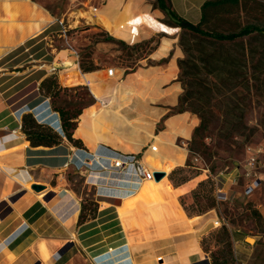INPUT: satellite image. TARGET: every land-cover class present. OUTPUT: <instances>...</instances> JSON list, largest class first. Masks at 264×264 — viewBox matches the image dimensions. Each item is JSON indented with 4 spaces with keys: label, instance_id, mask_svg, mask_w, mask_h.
Returning <instances> with one entry per match:
<instances>
[{
    "label": "crops",
    "instance_id": "crops-1",
    "mask_svg": "<svg viewBox=\"0 0 264 264\" xmlns=\"http://www.w3.org/2000/svg\"><path fill=\"white\" fill-rule=\"evenodd\" d=\"M98 1L95 17L115 22L129 7L135 16L146 21L139 20L135 25L140 37L132 42L100 22L84 21L133 44L158 32H174L179 26L169 17L170 12L198 23L206 0H164V11L157 3L153 5L156 0ZM52 10L50 0H0V264H211L200 240L212 228L216 211L189 215L174 198L189 193L201 175L173 185L165 174L154 180L159 183L160 197L136 196L128 205L124 200L135 196L147 180H140L132 166L115 170L110 182L95 183V188L108 186L110 195L96 191L95 214L81 222V197L64 183H50V172L68 167L64 163L75 146L64 136L53 146H32L21 130L20 116L32 110L39 114L50 110L46 106L50 99L41 93L39 84L53 73L60 84V80L64 84L63 76H86L83 82L74 84L87 86L94 100L81 108L73 136L81 139L89 153L100 155L102 162H109L108 151L112 150L120 156L138 155L146 164L148 156L157 155L161 161L171 162L172 167L183 166L187 158L185 144L198 122L192 113L174 110L181 91L177 80L181 51L174 36L161 37L132 67L113 62L111 75L115 69L120 75L115 81L110 74L106 76L110 67L104 65L101 57L119 55L122 49L107 40L96 41L92 58L99 67L82 72L77 51L63 33L64 23ZM163 13L175 26L159 20ZM77 17L83 19L74 14L69 21L78 20ZM53 33L58 39L64 38L68 46L56 47L50 37ZM164 42L168 44L165 51L161 50ZM86 44L89 41H84ZM119 85L125 86L128 93L127 105L123 107L114 98ZM132 92L135 94L130 101ZM172 92L175 94L171 98ZM125 118L135 126L127 125ZM150 144L156 145L155 155L151 154ZM35 182L45 188L28 191L27 184ZM166 182L177 192L166 195ZM150 195L154 192L150 191ZM168 206L174 210L172 214L167 212ZM231 234L236 260L248 264V251L257 246V237L249 244L243 230L234 227Z\"/></svg>",
    "mask_w": 264,
    "mask_h": 264
},
{
    "label": "rangeland",
    "instance_id": "rangeland-1",
    "mask_svg": "<svg viewBox=\"0 0 264 264\" xmlns=\"http://www.w3.org/2000/svg\"><path fill=\"white\" fill-rule=\"evenodd\" d=\"M153 5L155 6L156 2ZM98 6V0H50V10L53 9V14L61 17L65 29L63 33L72 48L77 51L78 66L80 63L89 66L92 59L94 65L99 67L92 58L93 44L107 36L110 37L108 41L118 45L122 50L119 55L106 59L101 55L104 65L110 67V71L109 69L105 71L106 76L112 74L113 62L132 67L157 45L161 37L174 36L176 45L181 51L179 59H183L182 67L178 66L177 80L181 85L179 96L183 97L184 111L198 118L196 126L200 124L201 119L206 123V127L193 139L191 135L185 144L187 158L183 166L172 167L171 162L161 161L159 156L154 154L156 150L151 151L155 157L148 156V164L144 162L153 171V179H150V182L159 185L158 181H154L155 171L164 172L162 176L164 177L165 174L169 175L171 170L180 167L181 170L174 173L177 180L201 175L204 183L223 185V190L218 193L213 191V194H210L207 185L194 195L190 191L174 198L183 209L185 207L191 212H205L210 209L216 211L214 220H218L220 226L215 227L214 221L211 222L212 228L200 240L203 249L214 253H219L222 249L226 251L221 225L234 223L246 234L247 243L253 244L254 237H257V246L252 252L248 251L250 253L248 264H264V35L244 36L234 42L219 45L206 36L185 32L178 27L170 34L158 32L140 42L128 44L112 36L99 25L84 21L100 22L115 35L132 42L140 37L135 25L139 20L144 19L135 16L131 8L125 7L119 14L118 20L107 22L99 16L95 17L94 9ZM62 9L66 12H61ZM74 14L82 15L83 19L77 17L78 20L70 22L69 18ZM159 20L168 26H175L165 13L159 17ZM76 23L78 25L76 27L69 26ZM246 24L264 26V0H247L233 11L209 15L201 27L206 30L227 32ZM55 35L56 33H53L50 37L56 47L68 46L64 38L58 39ZM84 41H89V44L84 45ZM166 43L161 46V50H166L168 46ZM85 77L79 73H74L67 79L63 76V81L68 85L62 84L60 80L63 88L53 98L54 105L75 110L90 104L94 98L88 87L74 84L83 82ZM111 77L115 81L119 80L120 75L116 69ZM127 94L125 86L116 87L114 98L122 107L127 105ZM134 94L131 93L130 101ZM174 94L172 92L169 97H174ZM122 107L118 106V110L122 111ZM42 113L43 120H48L49 124L62 134L60 122L53 116L52 110H44ZM118 114L124 118L122 114ZM124 120L127 125L135 126L130 120L126 118ZM152 137L157 139V136L152 135ZM153 144H157V141H153ZM82 153L80 151L75 160L69 162L64 170L50 172V183H64L66 188L80 196L82 216L85 218L95 214L96 191L106 195H110L111 192L108 186L98 185L99 187L95 188V183L106 180L110 182L116 169L102 161L85 164L82 161ZM101 164L107 165V169H103ZM248 184H251L253 190L247 194L244 188ZM26 189L33 191L29 185ZM151 196L154 195L148 197ZM213 200L215 206L211 207ZM153 202L152 200L150 205ZM166 210L171 214L174 211L170 206ZM254 210L260 216L256 215ZM225 258L230 259L227 254ZM228 264H239V261L230 260Z\"/></svg>",
    "mask_w": 264,
    "mask_h": 264
},
{
    "label": "trees",
    "instance_id": "trees-1",
    "mask_svg": "<svg viewBox=\"0 0 264 264\" xmlns=\"http://www.w3.org/2000/svg\"><path fill=\"white\" fill-rule=\"evenodd\" d=\"M246 1L247 0H206L202 6L201 19L196 24L191 23L188 20L177 16L172 12L170 13L176 19V25L179 26L183 31L206 36L210 38L213 42L218 43L219 45H223L224 43H227V42H234L236 39L244 37V36L264 35V26L258 25V24H246L236 30L227 31V32L216 31V30H206L201 27L209 15H215L217 13L233 11L236 7H239L242 3H245ZM156 3L161 10L163 11L165 10L166 5L164 3V0H156ZM109 39L110 37L107 36L103 40L108 41ZM91 62L92 63L89 66H83L80 63L79 68L81 69V71L86 72V71L96 69L97 66L94 65L92 59H91ZM182 62H183V59L178 60V66L180 68L182 67ZM61 88H63V86L59 83L58 76L54 73L44 78L39 84V89L41 93L44 96L51 99L50 105H49V102H47L46 106H50V111L52 110L53 116L59 120L60 122L59 126L62 130V134H60L51 124H49L48 120L46 119L43 120V113L39 114L37 110L23 112L21 114L20 116L21 130L24 132V134L26 135V138L29 140L32 146H37V145L53 146V145L60 143L62 136H64L68 140L69 143L75 146V151L70 157V162L75 160V157L80 153V151L83 152L82 153L83 154L82 161H83L85 157H91V153H89L85 149L80 138H76L73 136V131L76 127L77 119L81 112V109L69 110L63 106L54 105L53 98H55L59 94V91ZM174 110L178 112L185 110L183 106V97L181 95L178 98V104L174 108ZM205 127H206V123L203 119H201L200 124L196 126L193 130L192 139L198 134V132L201 129ZM108 155L111 157L120 156L117 153H114L112 150L110 152L108 151ZM121 156L126 157L125 155H121ZM177 170H181V168L179 167V168H175L171 170V172L168 175L173 185H176V184H179V183H182L188 180V178H181L177 180L174 176V173ZM209 180L210 178L207 181L209 182ZM204 182L205 181L201 180L197 183V186L191 190L192 195H194L199 189H203L207 185L209 186L208 192L210 194H213L215 183H204ZM214 206H215V203L213 200L211 207H214ZM184 209L186 213L189 215L200 214L204 212V211L191 212L185 207ZM254 213L260 216L259 213L255 210H254ZM83 219L84 217L82 216V208H81L78 221L81 222L83 221ZM234 227L239 228L234 223H231L229 225H226L225 223H223L221 225V234L226 243V248H227L226 251L222 249L219 253H216V252L214 253L211 250L204 249L207 253H209L208 255L210 257L211 264H228L230 260L231 261L236 260L234 251H233V241H232V234H231V230ZM225 254H227L230 257V259H226Z\"/></svg>",
    "mask_w": 264,
    "mask_h": 264
},
{
    "label": "built area",
    "instance_id": "built-area-1",
    "mask_svg": "<svg viewBox=\"0 0 264 264\" xmlns=\"http://www.w3.org/2000/svg\"><path fill=\"white\" fill-rule=\"evenodd\" d=\"M150 150L154 151L156 150V145L150 144L149 145ZM123 156H115L111 157L108 162V166L115 168L118 171H124L128 167L132 166L134 173L139 177L140 180H150L153 179V171H151L147 165L141 160V157H138V155H125ZM101 156L98 154H91V157H85L83 159V162L85 164H92L93 161L100 162ZM70 162V158L64 163L65 166L68 165ZM103 169H107V165L101 164ZM223 190V185L216 183L214 191L216 193L221 192ZM253 190L251 184H248L244 188L245 193H250ZM214 226H220V222L218 220H214ZM161 257H158L160 259Z\"/></svg>",
    "mask_w": 264,
    "mask_h": 264
},
{
    "label": "bare ground",
    "instance_id": "bare-ground-1",
    "mask_svg": "<svg viewBox=\"0 0 264 264\" xmlns=\"http://www.w3.org/2000/svg\"><path fill=\"white\" fill-rule=\"evenodd\" d=\"M16 5V4H15ZM9 6V5H8ZM11 6V5H10ZM13 6V5H12ZM28 6V5H27ZM0 168H1V166H0ZM28 185V184H27ZM160 186L159 185H157V184H152L151 182H150V180L148 181L147 180V183H143V185L140 187V189L138 190V192H137V194L135 195V196H133V197H130V198H128V199H126V200H124L125 202V204L126 203H128V205H130L131 203H132V199H134V197H136V196H138L139 197V199H145V198H148V195H149V192L150 191H153L154 192V196L155 197H159L161 194H160V188H159ZM8 188V187H7ZM10 189V188H9ZM164 193L166 194V195H168V196H171L172 195V193L171 192H173V193H175L174 192V190H173V188H172V185L169 183V182H166L165 183V187H164ZM10 192V191H9ZM170 199V198H169ZM177 204V203H176ZM122 205V204H121ZM127 205V206H128ZM133 206H135V205H133ZM129 207V206H128ZM126 210V209H125ZM178 215V214H177ZM179 216V215H178ZM182 217V216H181ZM201 255V254H200Z\"/></svg>",
    "mask_w": 264,
    "mask_h": 264
},
{
    "label": "water",
    "instance_id": "water-1",
    "mask_svg": "<svg viewBox=\"0 0 264 264\" xmlns=\"http://www.w3.org/2000/svg\"><path fill=\"white\" fill-rule=\"evenodd\" d=\"M168 15H169V17L172 20L176 21V19L170 13ZM70 76H73V74L65 77V79H67ZM64 84H66V86L68 85L67 82H64ZM163 175H164V172H160V171H155L154 172V178H155V180H159ZM29 187H30V189H32L35 192H40L41 190H43L45 188V185L44 184H41V183H36L35 182V183H31L29 185Z\"/></svg>",
    "mask_w": 264,
    "mask_h": 264
}]
</instances>
